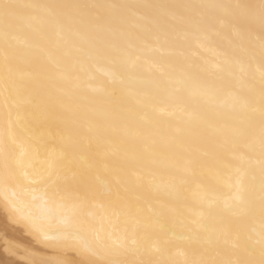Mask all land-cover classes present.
I'll use <instances>...</instances> for the list:
<instances>
[{
	"label": "bare ground",
	"instance_id": "obj_1",
	"mask_svg": "<svg viewBox=\"0 0 264 264\" xmlns=\"http://www.w3.org/2000/svg\"><path fill=\"white\" fill-rule=\"evenodd\" d=\"M0 264H264V0H0Z\"/></svg>",
	"mask_w": 264,
	"mask_h": 264
}]
</instances>
